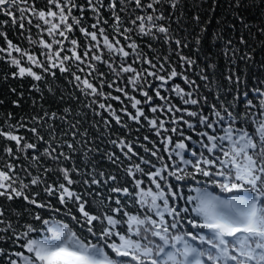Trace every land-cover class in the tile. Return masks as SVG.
<instances>
[{
  "label": "snow or ice",
  "instance_id": "1",
  "mask_svg": "<svg viewBox=\"0 0 264 264\" xmlns=\"http://www.w3.org/2000/svg\"><path fill=\"white\" fill-rule=\"evenodd\" d=\"M120 2L121 5H125L129 0H120ZM48 3L55 5L59 12H55L51 8L47 11L37 10L29 5L28 0H0V15L10 17V20H3L0 23H11L13 26L19 23V27L24 29L23 21L25 19H28V24L32 25V19L26 15L30 12L33 17L49 25L47 33L52 37V43H47L44 39L39 40V45L48 49L47 53H42L47 59V65L10 40H8L7 49L0 47V53L7 54V63L18 69V72L11 74L13 78L27 76L39 82L44 79L43 73L55 77V72H51L50 69L58 68L60 73H67L70 69L65 62L69 60L83 64L85 59H90L108 63L109 68H112V64L103 59L106 49L110 59L114 56L120 57V71L117 72V75L133 73L128 77V84L132 86L133 91H140V94L146 98V102H149L153 113L157 112V108L160 106H152L150 103L152 97L147 91L142 90L143 85L148 83L144 78L145 71L147 76L161 81L155 89V94L166 104H169L168 98L161 95L160 89L165 88L169 81L177 76H182L189 87L196 85V81L189 80L185 73L177 72L175 68H172L164 76L150 70L137 72L131 64L125 66V58L134 55L133 63L140 61L148 63L151 68L156 67L150 59H141L140 53L137 52V43L126 34L138 30L142 36H150L159 40L161 37L156 33H160L163 34V40L166 43H171L173 36L170 27L158 23L166 17L163 12L155 14L159 11L155 5L167 3L175 9L179 6L178 0H151L146 7L153 9L154 14L136 16L131 21L135 28L124 27L123 31H121V17L116 13L117 6L114 0L107 5L104 0H87V10H91L97 22L91 25L94 31L80 27L84 36L90 37L84 58L78 55L75 49H69L72 53L71 57L61 56L63 47L53 54L52 45L62 44L61 41L55 39L57 32L59 36L67 39L66 33L73 31V26L79 25L83 19V16H73V9H79L83 13L86 11V7L76 3V0H63V2L62 0H48ZM135 5L141 9L145 7L142 0H135ZM101 8L111 10L115 20L113 27L116 35H123L124 39L129 41L127 47L133 50L132 53L126 51L123 46L117 47L120 41L116 36L110 39L106 30L99 26L102 19ZM123 10L122 7L121 11ZM17 13H19V17H17ZM69 18H71V23H68ZM56 19L59 20V23L53 22ZM137 21H140L139 25H137ZM103 22L107 24L108 20L105 19ZM61 25L64 26L63 29H61ZM34 26L43 31L40 24ZM0 36L7 40L5 32L0 31ZM101 38L103 48H101ZM29 42H33L30 37ZM199 42V38H197L196 43L199 44ZM71 43L76 45L77 41L72 40ZM176 43L178 46L187 47L186 43L183 45L180 41H176ZM149 46L151 47V45ZM93 49L99 51L100 55H90ZM230 50L233 53L235 51L234 49ZM13 52L18 53L19 56H13ZM25 56L31 65L42 70L41 73H37L32 67L22 66V58ZM241 58L250 59L246 56ZM181 60L186 61L188 68L194 64L190 58L184 56H181ZM88 67L94 70V65L89 64ZM163 67V65L160 66L161 70ZM209 67H214V65L210 64ZM72 76L77 82L76 87L80 88V85H83L80 91L85 96H106L102 91H98L89 80L83 79L75 73H72ZM200 79L208 80L204 71L201 72ZM226 79L229 85H236L237 93H239L240 77L230 70ZM108 86L112 87L111 84ZM165 90L174 92L185 105L197 106L200 103L194 92H185L179 85L173 84L170 89ZM13 91L15 90L13 89ZM117 91H123V89L118 88ZM253 93L260 98L259 103H255L253 99H246L245 111L242 116L238 112L231 111L230 107L223 102H221L222 111L217 109L215 104L212 105V116L215 119H211L202 112L187 108L181 109L169 104V111L175 108L176 112L186 113L188 117L199 120V125L205 129L197 132V135L202 138L197 142L202 151L199 153V158L194 161L185 159L184 154L188 151L186 141L191 140V137L182 131L178 132L177 128H172L171 131L178 133L183 139L177 141L171 149L167 144L165 145L164 151L169 152L171 165H165L148 173H145L139 164L128 168L127 176L133 178L134 190L130 192L127 187H112L110 191L124 196L134 195L135 203L140 206L139 212L135 214L119 207L122 204L120 199L115 200L118 207L111 210L112 213L117 214L115 216L112 214L97 216L86 210L87 201L82 195L67 186L76 183L71 178L70 172L79 170L59 166L61 158L67 161L71 158L69 152L76 151L75 144L67 140L64 141L63 146H66L69 152L58 151L57 147H48L43 149L39 156L32 155L30 157L37 164L42 157L57 162L56 170L63 175L66 184L59 183L57 186L47 184L41 176H32L31 180L26 183L24 179L13 175V165L7 164V172L0 170V197L6 198L8 201L23 199L35 209L46 210L49 213H60L63 209V214L69 216L77 228L59 220L45 219L42 212L31 213L32 222L25 223L21 231H17L11 224L0 228V232L11 233V235L0 236V242L5 244L10 242L16 247L15 251L8 252L5 251L4 246H0V264H264V90L255 88ZM124 95L132 101L131 107L136 110L134 114L128 112L127 109L121 110L129 120L139 124L143 117L148 120L152 128H164L163 121L157 124L155 119H149L145 116L144 111L137 107L142 103L140 100L134 96H128L127 92H124ZM243 96L247 97L248 92L245 91ZM112 99L119 100L120 97H112ZM237 99L239 96L234 97V100ZM91 103L98 102L92 101ZM13 105L19 107L17 101H13ZM89 106L86 105V107ZM98 106L108 112L117 124L127 127V125H123L120 115L112 109L111 104L99 103ZM95 114L100 115L98 112ZM47 115L45 113V116ZM51 117L55 118L56 113H52ZM31 119L34 124H40L43 118L33 116ZM177 120H182L188 128L195 130L196 126L191 120H185L183 116H180L173 119L172 122L177 123ZM103 122L105 125L109 124L107 119H104ZM7 126L9 131L0 130V137L6 141H14L17 153L26 152L29 149L37 150V144L27 142L25 137L15 134L16 130L25 127L23 118L18 124L8 123ZM28 131L37 136L38 140H44V136L40 134L37 127L33 126ZM72 135L75 139L77 133ZM157 135H160L159 131H157ZM162 140L171 143V138H162ZM112 143L121 147L122 150L126 147L128 153L136 155L132 145L124 139L112 141ZM91 151L92 149H89V152ZM4 152L13 156V149L10 147L5 146ZM106 155L113 163L117 162L114 154ZM152 155H156V152H153ZM192 155L197 156V153L193 152ZM141 162L149 163L143 159ZM181 164L184 167H181ZM133 168L135 172L148 176V179L155 184V191L150 188L147 190L141 188L144 181L135 178ZM25 171L27 170L25 169ZM43 171L47 173L51 169L44 168ZM162 173H166V175H162ZM88 175L92 179L85 178L83 180L85 185H99L101 180L107 183L117 179L116 176L106 175L104 172H99L100 179H97L95 172L88 173ZM157 177L160 181H164L163 187L155 179ZM169 178L177 182L191 181L196 186L183 184V187H187L186 194L181 188L171 185ZM41 183L45 184L44 191L47 196L55 197L62 208H57L47 201H39L37 199L39 193H28V189ZM202 184L207 187H200ZM158 201H162V204ZM75 212H79V216L75 215ZM121 213L123 218L119 215ZM3 215L4 212L0 211V217ZM96 221L101 224L99 231L96 230ZM3 224L4 221L0 219V225ZM125 225L126 229H124ZM122 229L124 230L122 231ZM42 230L48 235L43 239L34 238L33 234ZM107 249H110L115 257L111 256L106 251ZM4 257H6V261Z\"/></svg>",
  "mask_w": 264,
  "mask_h": 264
},
{
  "label": "trees",
  "instance_id": "2",
  "mask_svg": "<svg viewBox=\"0 0 264 264\" xmlns=\"http://www.w3.org/2000/svg\"><path fill=\"white\" fill-rule=\"evenodd\" d=\"M110 2L112 0H104L106 5ZM114 2L117 6L116 13L121 17V31L124 27L134 29L135 26L131 21L136 16L154 14L153 9L146 7L151 0H142L145 5L142 9L136 7L135 0H129L125 5H121L120 0H114ZM28 3L37 10L47 11L51 8L53 11L59 12V9H56L55 5H50L48 0H28ZM76 3L84 5L86 11L81 13L79 9L74 8L72 15L76 17L83 16V19L79 25L73 26V31L66 33L67 39L59 36L57 32L55 39L61 41L62 44L52 45L53 54L63 47L61 56L71 57L72 53L69 49H75L77 54L84 58V52L88 48L90 37H85L80 31V27H84L88 31H94L91 25L96 23L97 19L91 10H87V0H76ZM178 4L179 6L175 9L167 3L155 5L159 10L155 14L158 15L159 12H163L166 17L158 23L170 27L173 36L171 43H166L163 40V34L160 33H156L157 36L161 37L159 40L150 36H142L138 30L126 34L137 43V52L140 53L141 59H150L156 67L151 68L148 63H141L140 61L133 63L134 55L125 58V66L131 64L137 72L150 70L164 76L172 68H175L177 72L185 73L189 80L196 81L194 87H189L182 76H177L169 81L165 88L160 89L161 95L168 98L170 105L202 112L211 119H215L212 116V105L215 104L217 109H221V102H223L230 107L231 111L238 112L242 116L245 111L246 99H253L255 103H259L260 98L253 93V89L260 88L264 90V0H178ZM97 6L99 7L98 3ZM122 7L124 8L123 11H121ZM170 13L171 15H169ZM26 15L32 19V25H29L28 19H25L23 21L24 29L19 27V23L15 26L11 23H0V31L5 32L7 35V40L0 36V47L7 49L8 40H10L13 44L21 47L29 54L35 55L39 61L47 65V59L42 53H47L48 49L40 46L39 40L44 39L45 42L52 43V37L47 33L49 25L33 17L30 12ZM100 15L102 19L99 26L106 30L109 38L116 36L120 41L117 47L123 46L126 51L132 53L133 50L127 47L129 41L125 40L123 35H116L113 27L115 20L111 10L101 8ZM17 17H19V13H17ZM105 19L108 20L107 24L103 22ZM3 20H10V17L0 15V21ZM53 22L59 23V20L56 19ZM68 23H71V18H69ZM139 23L140 21H137V25ZM36 24H40L43 31L36 28L34 26ZM60 27L63 29L64 26L61 25ZM153 31L155 32V29ZM29 37L33 41L32 43L29 42ZM197 38H199V44L196 43ZM72 40L77 41V44L73 45ZM176 41H180L181 45L186 43L187 47L178 46ZM92 43L95 44V42ZM101 48H103L102 38ZM230 49H234V53ZM92 54L100 55V52L93 49L90 55ZM12 55L19 56L15 52ZM181 56L190 58L194 62L193 66L188 68L186 61L181 60ZM245 56L250 59L241 58ZM103 59L109 61L112 68H109L108 63L90 59H85L83 64L75 60H69L65 62L70 69L69 72L60 73L58 68L50 69L51 72H55V77L43 73L44 79L37 82L27 76L13 78L11 74L17 72V69L7 63L6 53H0V101H2L0 103V130L9 131L8 123L18 124L23 118L25 127L16 130L15 134L25 137L27 142L37 144V150L35 151L29 149L26 152L17 153L14 141H6L3 137H0V170L7 172L6 165L11 164L13 165V175L24 179L26 183L31 180L32 176H41L47 184L54 186L59 183L66 184L63 175L56 170L57 162L42 157L39 164H37L30 157L32 155L39 156L40 152L48 147H57L58 151L69 152L66 146H63L64 141L67 140L75 144L76 151L69 152L71 158L67 161L61 158L59 166L79 170L78 172H70L71 178L76 183L67 186L72 191L82 195L84 200L87 201L86 210L97 216H103L104 214L115 216L117 214L112 213L111 210L118 207L115 200L120 199L122 204L119 207L135 214L140 209V206L135 203V196H124L120 193L111 192L110 189L112 187H127L130 192L133 191L135 188L134 181L132 177L127 176L126 170L136 164H139L145 173L155 171L165 165H171L169 152L164 151L165 145L167 144L171 149L177 141L183 139L178 133H173L172 128H177L178 132L182 131L185 135L191 137V140L186 141L188 151L184 154V158L193 161L199 158L202 149L197 142L202 138L197 135V132L205 129L199 125L197 118L188 117L183 112H176L175 108L169 111V104H166L155 94V89L161 81L147 76L145 71L144 78L148 83L143 85L142 90L147 91L149 96L152 97L150 101L152 106H160L157 108V112L153 113L149 107V102H146V98L140 94V91H133L132 86L128 84V77L133 73L117 75V72L120 71V57L114 56L110 59L105 49ZM89 64L94 65V70L88 67ZM210 64L214 67H209ZM161 65L164 66L163 70L160 68ZM22 66L32 67L37 73L42 71L40 68L31 65L26 56L22 58ZM80 69H83V71H80ZM230 70L240 77L239 93H237L236 85H229L226 79ZM202 71L208 76V80L200 79ZM72 73L89 80L98 91H102L106 96H85L80 91L83 85H80V88L76 87L77 82L74 80ZM109 84L112 87H109ZM173 84L179 85L185 92H194V95L200 101L199 105H185L174 92L165 90L170 89ZM118 88L123 89V91H117ZM245 91L248 92L247 97L243 96ZM124 92H127L128 96H134L140 100L142 103L137 107L141 108L149 119H155L157 124L163 121L164 128H152L148 120L143 117H141L139 124L129 120L121 110L127 109L132 114L136 110L131 107L132 101L124 95ZM236 96H239V99L234 100ZM112 97H120V99L116 100ZM13 101H17L19 107L14 106ZM92 101L98 103L93 104ZM99 103L111 104L112 109L120 115L123 125H127V127L117 124L108 112L99 108ZM86 105L90 106L86 107ZM161 108H163V111H161ZM97 112L100 115H96ZM45 113L48 115L45 116ZM52 113H56L55 118L51 117ZM33 116L42 117L41 123L34 124L31 119ZM180 116H183L185 120H191L196 126L195 130L188 128L182 120H177V123L172 122L173 119ZM104 119L109 121L108 125L104 124ZM33 126L37 127L40 134L44 136L43 141L38 140L37 136L28 131ZM157 131L160 132V135H157ZM73 133H77L75 139H73ZM145 137H148V139H145ZM162 138H171V143L162 140ZM120 139L130 143L136 155L128 153L126 147L122 150L121 147L112 143V141ZM5 146L13 149V156H9L4 152ZM89 149H92V151L89 152ZM145 149H148V151H145ZM153 152H156V155H152ZM193 152L197 153V156H193ZM108 153L115 155L116 163L107 158L106 154ZM161 157L163 159H160ZM142 159L149 163H142ZM180 166L184 167L183 164ZM44 168L51 169V171L44 173ZM133 171L135 178L144 181L141 185L142 189L147 190L150 188L155 191V184L148 179L147 175L135 172L134 168ZM91 172L97 174V179H100L99 172L116 176L117 179L107 183L101 180L99 185H85L83 180L85 178L92 179L88 175ZM162 175H166V173H162ZM155 179L163 187L164 181H160L158 177ZM169 183L181 188L186 194L187 187H183V184L196 186L191 181L177 182L171 178H169ZM44 187L45 184L41 183L27 191L28 193H39L37 199L41 202L47 201L57 208H62L55 197L47 196ZM200 187L207 186L202 184ZM97 192H99V195H97ZM158 203L162 204V201H158ZM0 211L4 212V215L0 217L4 224L0 225V228L11 224L17 231H21L25 223L32 222L30 214L35 212H42L45 219L59 220L73 228H77L71 218L63 214V209L60 213H49L46 210L35 209L34 206L28 205L23 199L8 201L6 198L0 197ZM75 215L79 216V212H75ZM119 215L123 218L122 213ZM95 223L96 230L99 231L101 224L99 221ZM124 229H126V225ZM6 234L11 235V233L0 232V236ZM33 235L34 238L43 239L48 234L42 230ZM0 246H4L5 251L8 252L16 250L15 245L10 242L6 244L0 242ZM106 251L115 257L110 249ZM4 259L6 261V257Z\"/></svg>",
  "mask_w": 264,
  "mask_h": 264
},
{
  "label": "rangeland",
  "instance_id": "3",
  "mask_svg": "<svg viewBox=\"0 0 264 264\" xmlns=\"http://www.w3.org/2000/svg\"><path fill=\"white\" fill-rule=\"evenodd\" d=\"M17 72H18V69H17Z\"/></svg>",
  "mask_w": 264,
  "mask_h": 264
}]
</instances>
